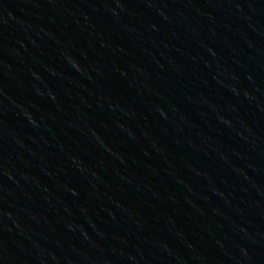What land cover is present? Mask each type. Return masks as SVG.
I'll use <instances>...</instances> for the list:
<instances>
[{
	"label": "water",
	"instance_id": "obj_1",
	"mask_svg": "<svg viewBox=\"0 0 264 264\" xmlns=\"http://www.w3.org/2000/svg\"><path fill=\"white\" fill-rule=\"evenodd\" d=\"M0 264H264V0H0Z\"/></svg>",
	"mask_w": 264,
	"mask_h": 264
}]
</instances>
